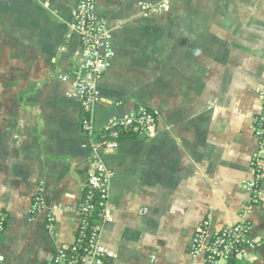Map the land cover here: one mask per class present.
Segmentation results:
<instances>
[{
	"label": "crops",
	"instance_id": "1",
	"mask_svg": "<svg viewBox=\"0 0 264 264\" xmlns=\"http://www.w3.org/2000/svg\"><path fill=\"white\" fill-rule=\"evenodd\" d=\"M80 1L0 0V264H45L80 222L96 141L80 129L72 77ZM93 3L113 53L89 112L94 130L140 107L158 116L153 137L98 152L112 174L103 264H205L192 254L205 219L211 231L247 222L257 245L239 264H264V170L248 211L243 187L262 113L264 0ZM142 4L160 7L142 13Z\"/></svg>",
	"mask_w": 264,
	"mask_h": 264
},
{
	"label": "built area",
	"instance_id": "2",
	"mask_svg": "<svg viewBox=\"0 0 264 264\" xmlns=\"http://www.w3.org/2000/svg\"><path fill=\"white\" fill-rule=\"evenodd\" d=\"M160 6L142 4V13H151ZM70 28L79 33L80 53L72 77L74 92L80 102V122L82 132L92 138L94 128L89 112L91 106L98 101L97 83L103 77L113 55L109 46L110 32L104 20L94 12L93 0H82L73 13ZM262 100V113L253 119V133L257 140V151L252 156V178L243 187L249 192V202L246 210L258 205L261 201V180L264 170V88L259 91ZM157 113L146 107H140L136 113L120 118H111L102 128L107 131L103 138L91 145V163L86 174L83 197L78 208L80 222L76 228L71 244L61 246L45 264H103L108 256V250L100 244L99 233L101 224L89 227L84 216L91 213V202L94 192L99 196V217L103 221L108 184L111 172L101 163L98 152L102 149L114 148L118 144L121 130L131 135L151 138L157 133ZM40 197H35L32 212L41 208ZM53 217L48 216V222ZM50 226V224H48ZM249 225L239 221L225 225L217 230H210L209 220H203L192 240L193 256H201L205 264H233L243 261L247 254L254 251L257 243L247 237ZM4 229V217L0 215V233ZM77 233V234H76Z\"/></svg>",
	"mask_w": 264,
	"mask_h": 264
},
{
	"label": "trees",
	"instance_id": "3",
	"mask_svg": "<svg viewBox=\"0 0 264 264\" xmlns=\"http://www.w3.org/2000/svg\"><path fill=\"white\" fill-rule=\"evenodd\" d=\"M106 133H107V131L101 128V129L93 131V133L91 134L92 135L91 137L94 140H99L100 138H103ZM134 136L135 135H131L128 132L121 130L119 133V138L117 141L119 143L123 140L132 138ZM98 201H99V196L96 192H94V195H93L92 200H91V202L93 204V210L91 211L90 214L84 216V218H83L84 222L87 224L86 229H84L85 231H88L89 227H91L93 225L101 224V222H102L101 218L99 217L100 208L98 206ZM233 264H238V262L233 260Z\"/></svg>",
	"mask_w": 264,
	"mask_h": 264
}]
</instances>
